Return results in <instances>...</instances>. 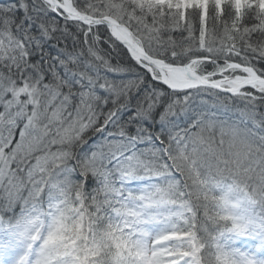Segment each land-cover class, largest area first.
Listing matches in <instances>:
<instances>
[{"label": "trees", "instance_id": "16d2710c", "mask_svg": "<svg viewBox=\"0 0 264 264\" xmlns=\"http://www.w3.org/2000/svg\"><path fill=\"white\" fill-rule=\"evenodd\" d=\"M72 1L80 12L128 25L153 56L174 64L226 60L264 76V0H209L186 9L148 0ZM0 54L6 55L0 61L6 83L36 84L41 95L47 86L57 89L69 98L70 113L80 115L64 138L52 128L44 151L65 150V163L52 155L49 165L75 171L78 225L69 241L84 264H135L148 217L168 215L169 224L180 227L183 236L170 240L174 253L191 264H234L232 253L246 232L264 229V87L238 95L208 88L172 92L105 27L70 20L46 0H0ZM193 67L204 76L221 69L224 77L246 74L217 63ZM237 110L254 120L234 116ZM106 137L136 145L116 155L104 148L106 158L85 162L93 149L88 144ZM133 161L130 173L120 172ZM34 180L26 166L11 169L0 186V229L26 222L25 210L36 199ZM211 180L228 181L247 195L243 229L222 217L219 202L210 198ZM163 186L169 195L155 192Z\"/></svg>", "mask_w": 264, "mask_h": 264}, {"label": "rangeland", "instance_id": "374dc122", "mask_svg": "<svg viewBox=\"0 0 264 264\" xmlns=\"http://www.w3.org/2000/svg\"><path fill=\"white\" fill-rule=\"evenodd\" d=\"M149 1L153 3H168L173 8L186 9L202 7L209 0ZM235 1L237 2L238 0ZM249 2L254 4L252 0ZM5 56L0 54V61ZM222 70L224 69H221L220 72ZM220 72L213 74V76L218 77L221 74ZM0 77L4 79L2 74H0ZM1 78L0 183L4 184L2 182L10 177L13 164H27L26 166L30 168L31 177L33 180L35 179L34 182L36 184L33 186L32 192L35 193V189L37 190V187H40L38 192H41L40 196L43 194L39 202L41 208H36L33 211L34 218L32 220L41 219L44 213H47L49 218H47V221L41 219L6 232L4 236L7 240L2 239V235L0 237L2 239L0 241V264H84V261L80 259L83 255L82 257H76L69 241L72 228L76 225V198L73 194L74 183L71 182L75 171L68 164L58 167L57 171L49 167L47 165L48 158L44 154L42 145H40L43 139L40 135L49 137L52 126L58 129V134L64 138L65 133L70 131L76 123L80 122V115L76 111L70 113L68 110L69 104L66 101L69 98L67 95H63V92L58 93L57 89L53 90L50 86H47L46 92L41 95L37 91L36 84H29L26 87L14 81L15 85H7L9 83L5 84ZM44 94L45 97H43ZM218 110H220L219 113L221 114L226 111V109ZM234 112V116L252 118L254 120V116L250 112L238 110ZM5 117H8L9 121H11L9 125H5V122H3ZM223 122L226 123L225 121ZM17 130L19 132L16 135ZM1 138L4 140L3 144H1ZM111 139L109 140V137H106L88 144L95 150L91 149L93 152L88 156L85 155V162L93 164V161L98 160L100 153L103 152V146L106 150L116 153L118 151L116 149L124 150L136 145L134 141L117 139L111 141ZM56 155L62 158L66 156V154H63V156ZM61 162H66V159ZM192 164H194V168H198L196 163L192 162ZM136 165L134 161L125 164L124 170L129 171L133 167L135 168ZM154 165L157 167L155 163ZM91 167L94 172L99 170L97 165H92ZM194 168H189V170ZM211 181L210 198L216 199V204L219 202L220 211L222 209V217L231 220L238 226H245L247 224L246 208L244 209L247 203L245 192L228 181ZM181 186H186L182 179ZM103 190H107L106 183ZM159 190L163 191L165 195L170 191L169 188L164 186ZM204 191L206 190L204 189ZM116 214L117 212H114V215ZM169 221L168 215L166 217L161 216L159 222L149 220V222H152L150 223L151 231L146 232L141 237L143 248L140 250V255L143 264H172L170 263L171 245L169 236L174 235L177 229L170 227L168 225ZM134 226L136 227L137 224H134ZM183 228L184 226H181V231ZM133 231L139 233L136 228ZM178 232L177 237L180 236V227ZM0 233L2 234V232ZM181 236H183L182 233ZM242 243L244 244L243 251L247 255L244 259V264H264V241L261 238L255 237L250 240L247 236ZM49 254H52V259Z\"/></svg>", "mask_w": 264, "mask_h": 264}, {"label": "water", "instance_id": "95a60500", "mask_svg": "<svg viewBox=\"0 0 264 264\" xmlns=\"http://www.w3.org/2000/svg\"><path fill=\"white\" fill-rule=\"evenodd\" d=\"M48 1L73 20L81 21L89 25H105L108 28L110 34L125 48H127V50L131 54L135 55L138 59L149 63L157 70H159V72L162 75L164 83L172 90H179V89L184 90L189 87L198 86V87L213 88L229 94H237L245 88H251L255 85H264V77L255 74L241 83H236L233 80H226L227 82L233 83L234 87L225 88L221 86V83L224 81L206 79L203 76H201L198 72L190 69L189 64L185 66H176V65L168 64L158 58L151 56L135 42L130 29L124 26L123 24L117 23L109 18H94L91 16L84 15L78 12L72 4L69 5L63 4L59 0H48ZM121 30L123 32H121ZM175 70H180L181 72L186 74L194 81V83L181 88L174 87L170 82V79L168 78V73Z\"/></svg>", "mask_w": 264, "mask_h": 264}, {"label": "bare ground", "instance_id": "6f19581e", "mask_svg": "<svg viewBox=\"0 0 264 264\" xmlns=\"http://www.w3.org/2000/svg\"><path fill=\"white\" fill-rule=\"evenodd\" d=\"M176 75V78L179 80V81H182L183 83L184 82H186L185 80H184V78L179 74V75H177V74H175Z\"/></svg>", "mask_w": 264, "mask_h": 264}]
</instances>
